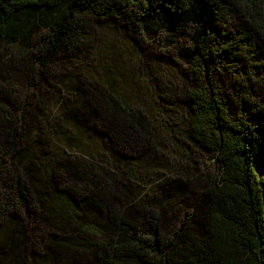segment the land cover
<instances>
[{
    "label": "trees",
    "instance_id": "1",
    "mask_svg": "<svg viewBox=\"0 0 264 264\" xmlns=\"http://www.w3.org/2000/svg\"><path fill=\"white\" fill-rule=\"evenodd\" d=\"M113 23L120 38L103 30ZM92 27L104 37L93 38ZM162 30L167 43L191 38L180 63L166 48L139 49ZM21 74L36 114L11 106L0 90L8 104L0 120V249L13 240L12 219L27 210L51 229L50 251L30 264H71L67 251L80 255L77 264H264V178L255 169L264 155V98L252 97L264 89V0H0V81ZM197 151L219 176L210 182L204 174L209 183L193 214L165 233L157 208L187 188L167 181L149 198L141 181L172 169L201 177L191 164ZM89 207L105 211L116 231L111 245L89 222ZM100 248L105 259L95 256Z\"/></svg>",
    "mask_w": 264,
    "mask_h": 264
},
{
    "label": "rangeland",
    "instance_id": "2",
    "mask_svg": "<svg viewBox=\"0 0 264 264\" xmlns=\"http://www.w3.org/2000/svg\"><path fill=\"white\" fill-rule=\"evenodd\" d=\"M241 24L242 22L237 16L233 18L232 26L234 29L240 28ZM106 26L107 27H103V30L106 31L109 35L114 32L115 36L116 34L120 36V34L123 33L122 28H120L118 24H114V23L111 25L106 24ZM103 30H99V28L97 27H92L91 33H92L93 38H99V39L103 38L104 37ZM115 36L114 37L112 36V40L115 39ZM38 39L39 38L37 37L34 41V46H33L34 49H40L41 47V41L40 40L38 41ZM167 39H168V36H167L166 31L162 30L158 36H155L154 40H152L149 46H143L137 40L135 41L138 42L140 46L139 49L146 51L148 53L147 55H150L149 54V52H151L150 50H152V52L159 53L158 50L160 48H162V50L166 48L170 55L175 54L176 61L180 63V60L178 59V55L180 53L178 52L179 48L185 47V45L187 46L188 44H190L192 42L191 38L190 37L179 38L177 39L175 43H170V42L167 43L166 42ZM123 42L126 43L124 40ZM131 42L133 41L131 40ZM94 43H97L99 46L101 45L102 41H97ZM162 53L164 54V51H162ZM23 77H24L23 74H21L16 81H11L7 79H6V82L0 81V90H5L8 93H10L9 96L12 99L11 106L22 108L24 104H27L28 106L27 116L31 115L32 117L33 113L34 114L36 113L32 111L31 98L30 97L26 98V91L24 88L25 82H24ZM178 96L180 97L178 99L182 100L183 94L181 92L178 93ZM252 97L253 99H255V101H257L258 104H260L262 101V98H264V89L255 88ZM1 106L7 107L8 104L4 103L0 99V120L4 119L3 117L4 108H2ZM14 110L16 112V109ZM176 112H177L178 117L182 118L183 114H185V108L181 106V108L177 109ZM29 124H34V122L31 121ZM259 124L261 127H264V121H262ZM3 136H5V134L0 129V147H1ZM181 140H183V142L185 141L187 145L191 146L192 144L191 141H189L186 138L181 137ZM8 143L9 141L4 142V144H8ZM192 145L195 148V144H192ZM171 153L173 156H177V155L180 156L181 164H183L184 167L187 166V161H188L187 157L185 156L184 158V156L183 157L181 156L179 148L173 147V150ZM196 153L198 154L200 159L195 158V160L191 162V164L195 165L197 169L202 172L201 177L198 175H194V177L191 178L190 180L182 179L180 177V174L183 172L172 169L173 170L172 172L166 171V170L164 172H161L160 176L150 175L149 177L145 178L147 183H144V182L142 183L141 181V187L142 189L145 190V193L149 195V198L151 197L150 196L151 194H157V193L162 194L159 186L163 184H164L163 186H165L167 181L170 182L169 185L174 183V186L180 185L183 189L187 188L186 191L184 192L179 191L175 193V195L172 192L171 196H174V198L171 199V202L169 200L164 201L165 202L164 211L161 208H157V211L159 212V215H160V222L162 225V230L165 233H170L174 231L180 225V222L182 218L184 217V215H186V217H189V218L191 217L194 211V207H195L194 204L197 199L196 193L201 192L204 189L205 185L209 183L208 179L211 182L212 180L217 179L219 176L216 163H214L213 160H210L209 157L205 156L202 152L197 151ZM161 157H162L161 154H158L154 157V161L156 162V164L160 162L159 159ZM201 162L203 163V165L201 164ZM255 169L259 177L264 178V155L262 153H260L255 159ZM206 172H208V179L204 181L202 179H204L203 177ZM188 176L191 177L193 175L191 174ZM177 189L180 190L179 188ZM184 200L186 201V204H184V206H181ZM104 205H106V201H104ZM94 208L95 207L93 208L89 207L88 209L89 222L95 224L96 229H98L97 233H98V236H100L101 241L104 242L105 245L107 244L111 245V242L114 241L113 239L115 237L116 231L114 230L109 220L107 219L105 211H100L97 208H95L96 209L95 210ZM179 209L181 210V213L177 212ZM43 214L47 215V212H43ZM174 215L176 216L174 217ZM194 217L195 215H193L192 218ZM12 220L13 221L10 226V231L13 233L12 235L13 240L10 241V245L5 244L2 246L3 248L0 249V256L6 260V261H3V264H12V263L30 264L32 259L40 255V252H42V257H43L44 255H46L48 251H50L47 248V245H48L47 239L49 238L48 232L51 231V229L47 228L40 221H35L34 217L31 215V212L24 210L17 219L15 218V220L14 219ZM131 220L135 222L136 224L140 225V222L138 223L139 217L134 216L133 218H131ZM189 224H191V222ZM14 240H15V243L13 245ZM66 256H67V259L71 261V264H77L80 262V259H81L80 255L76 252L70 253L69 251H67ZM95 256L97 258L100 256L103 259H105L107 256V252L105 251L104 248H100L96 250ZM87 257L89 260L92 258V256L91 258H89L90 256H87ZM100 261L102 262V260ZM91 262L92 264H98V262L93 261V259H91ZM83 264H86V262H84Z\"/></svg>",
    "mask_w": 264,
    "mask_h": 264
}]
</instances>
